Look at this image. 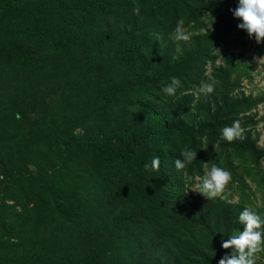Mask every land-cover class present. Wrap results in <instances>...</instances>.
Wrapping results in <instances>:
<instances>
[{"label": "trees", "instance_id": "1", "mask_svg": "<svg viewBox=\"0 0 264 264\" xmlns=\"http://www.w3.org/2000/svg\"><path fill=\"white\" fill-rule=\"evenodd\" d=\"M236 6L0 0V264H218L234 254L221 241L243 230L247 179L264 216V93L243 86L264 41L237 28ZM177 19L188 41L172 39ZM220 44L233 51L220 55ZM171 76L174 97L159 91ZM202 83L213 91L194 94ZM234 120L241 138L220 139ZM182 149L196 158L177 171ZM154 156L159 168L145 172ZM213 164L230 173L224 197L190 198V177Z\"/></svg>", "mask_w": 264, "mask_h": 264}, {"label": "clouds", "instance_id": "2", "mask_svg": "<svg viewBox=\"0 0 264 264\" xmlns=\"http://www.w3.org/2000/svg\"><path fill=\"white\" fill-rule=\"evenodd\" d=\"M138 9H133L137 12ZM233 18L240 22L237 28L243 30L250 39H255L257 44L264 41V0H237V6L229 9ZM208 16L207 14L205 17ZM190 32L184 26L183 19H177L172 33V39L175 41H188ZM264 59L261 57L259 60ZM181 81L171 76L168 82L164 84L159 91L168 97H174ZM194 94H206L213 91L210 83H202L194 87ZM242 128L238 120H234L231 125L220 129V139L231 142L233 139H239L242 136ZM214 147V146H213ZM183 159L173 161L174 168L179 171L185 169L186 165L196 158L195 150L180 151ZM160 166V158L154 156L150 162L143 165L145 172L149 169L155 171ZM193 180L192 188L197 190L206 199L216 197L225 184L230 180V173L213 164L210 169L205 170L203 175L190 177ZM239 223L243 226L242 231L229 235L228 239L221 241L223 249H233L234 254L225 255L218 260V264H257L260 258L259 254L264 253V216L256 211L245 207L238 216Z\"/></svg>", "mask_w": 264, "mask_h": 264}, {"label": "rangeland", "instance_id": "3", "mask_svg": "<svg viewBox=\"0 0 264 264\" xmlns=\"http://www.w3.org/2000/svg\"><path fill=\"white\" fill-rule=\"evenodd\" d=\"M217 51L220 55H226L228 53H231L232 46L229 44H220L217 48ZM252 55L251 52H246V57L249 58ZM264 57V56H263ZM260 59V58H259ZM255 59V62L252 63L253 66H255V72H254V79L252 83H248V81H245L243 83L244 86V93L246 95H253L257 96L261 93H264V59ZM258 114V119H260L262 116H264V107L259 106L257 110ZM257 131L260 133V138H259V146L264 148V122H260V124L257 126ZM247 183L250 188V193L251 197L249 199L250 205L247 206L249 209L253 211H259L263 208L262 201H261V196L258 191H256L255 184H253L249 179H247ZM227 183L221 190V192L217 195L220 197H224L225 193L227 192ZM189 194V197L192 198V195H196L199 192L195 189H190L187 191ZM239 200V197L237 194H235L231 200L232 203H237ZM264 253L259 254L260 257H262Z\"/></svg>", "mask_w": 264, "mask_h": 264}]
</instances>
